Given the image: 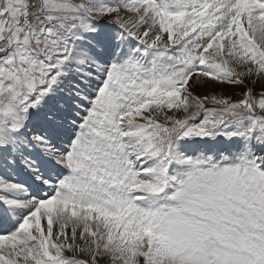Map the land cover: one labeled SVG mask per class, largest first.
Here are the masks:
<instances>
[{"label":"snow or ice","instance_id":"1","mask_svg":"<svg viewBox=\"0 0 264 264\" xmlns=\"http://www.w3.org/2000/svg\"><path fill=\"white\" fill-rule=\"evenodd\" d=\"M0 264H264V0H0Z\"/></svg>","mask_w":264,"mask_h":264}]
</instances>
